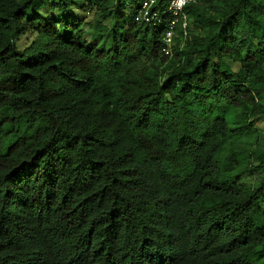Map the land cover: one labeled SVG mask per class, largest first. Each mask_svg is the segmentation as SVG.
Listing matches in <instances>:
<instances>
[{
  "label": "trees",
  "instance_id": "trees-1",
  "mask_svg": "<svg viewBox=\"0 0 264 264\" xmlns=\"http://www.w3.org/2000/svg\"><path fill=\"white\" fill-rule=\"evenodd\" d=\"M171 1L0 0V264H264V0Z\"/></svg>",
  "mask_w": 264,
  "mask_h": 264
},
{
  "label": "built area",
  "instance_id": "built-area-1",
  "mask_svg": "<svg viewBox=\"0 0 264 264\" xmlns=\"http://www.w3.org/2000/svg\"><path fill=\"white\" fill-rule=\"evenodd\" d=\"M194 1L195 0H183V2H181V0L171 1L168 12H171L173 19L164 36V47L162 51L165 55L172 56L178 26L186 36L188 35L189 18L185 13V8ZM155 4L156 0H144L142 10L137 20H144L150 25H156L160 17V11L152 10Z\"/></svg>",
  "mask_w": 264,
  "mask_h": 264
},
{
  "label": "rangeland",
  "instance_id": "rangeland-1",
  "mask_svg": "<svg viewBox=\"0 0 264 264\" xmlns=\"http://www.w3.org/2000/svg\"><path fill=\"white\" fill-rule=\"evenodd\" d=\"M80 15V14H79ZM84 20H85V28L88 32V38L90 40H92V34L95 32V25L97 24V22L100 20V17L98 15H96L94 12L91 13H86L83 15ZM34 38L33 34H29L28 36H23L21 37V39L19 40V45L24 48L26 47ZM257 129H262L264 130V119H259L256 122V126ZM244 176V180H245V174H243Z\"/></svg>",
  "mask_w": 264,
  "mask_h": 264
},
{
  "label": "snow or ice",
  "instance_id": "snow-or-ice-1",
  "mask_svg": "<svg viewBox=\"0 0 264 264\" xmlns=\"http://www.w3.org/2000/svg\"><path fill=\"white\" fill-rule=\"evenodd\" d=\"M181 2H183V0H181Z\"/></svg>",
  "mask_w": 264,
  "mask_h": 264
}]
</instances>
